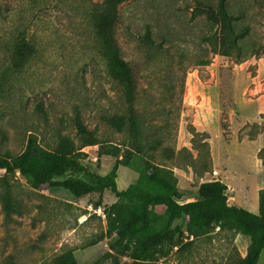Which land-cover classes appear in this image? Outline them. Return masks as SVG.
I'll return each instance as SVG.
<instances>
[{
  "label": "rangeland",
  "instance_id": "1",
  "mask_svg": "<svg viewBox=\"0 0 264 264\" xmlns=\"http://www.w3.org/2000/svg\"><path fill=\"white\" fill-rule=\"evenodd\" d=\"M104 1L0 0V153L22 152L34 135L46 148L80 154L85 165L102 174L118 159L128 160L129 166L118 168L121 190L137 182L145 166L155 162L173 170L182 198L185 194L193 199L194 189L214 180L217 173L209 142L203 140L208 135L196 133L187 111L197 101L194 91L224 90L227 110L229 104L262 102V123L249 122L246 133L253 137L264 128V0L263 4L241 0L239 8L233 3L238 14L246 13L239 24H250L251 30L241 50L232 55H224L210 41L208 36L218 25L204 14L193 15L195 0L119 4L117 38L138 83L136 137L124 86L112 75L95 27ZM148 33L150 41L145 38ZM23 36L34 51L16 69L11 57L15 42ZM78 115L98 144L84 145L75 124ZM229 121L231 127L230 114ZM112 149L118 156L106 153ZM193 156L198 158L195 166ZM4 175L0 170V264H53L68 249L74 250L79 264H113L118 253L111 244L118 235L106 233V210L118 202L112 191L77 197L60 186L33 187L19 172L6 179ZM259 186L263 187L240 193V206L260 212L264 176ZM227 188L229 202L235 204L233 187ZM164 209L156 207L160 213ZM116 214L126 217L124 201ZM177 222L183 224L184 233L163 244L152 264H241L247 254L251 237L229 224L192 233L185 219ZM132 261L130 252L121 255V264ZM258 264H264V250Z\"/></svg>",
  "mask_w": 264,
  "mask_h": 264
},
{
  "label": "trees",
  "instance_id": "2",
  "mask_svg": "<svg viewBox=\"0 0 264 264\" xmlns=\"http://www.w3.org/2000/svg\"><path fill=\"white\" fill-rule=\"evenodd\" d=\"M123 1L105 0L95 15V27L104 53L110 60L112 75L124 86L131 107L129 123L136 137L140 131L136 108L138 83L130 63L122 54L117 38L118 6ZM256 1L263 4V0ZM195 3L194 16L204 14L218 25L216 32L208 36L210 41L216 42L224 55L240 51L251 30L250 24L240 25L238 22L239 17L246 14H238L236 11L234 4L239 8L241 0H195ZM145 38L151 40L149 33ZM33 51L34 46L26 36L19 38L14 44L11 66L16 69L22 67ZM256 51L255 48L252 50L253 55ZM75 124L78 133L85 140V146L99 143L81 116H76ZM221 126L225 138L229 140L232 131L228 112L223 113ZM195 131L200 133L196 129ZM206 146L210 152L209 143ZM106 153L118 156V151L114 149ZM102 154L103 151L99 156ZM192 159V165L195 166L198 158L193 156ZM120 164L129 166V161L118 159L108 173H99L85 165L80 154L59 148H46L34 135L29 136L22 152L0 153V170H5L2 177L4 179L11 173L19 172L33 187L60 186L77 197L91 193L102 195L106 190L112 191L118 197V202L111 204V209L106 210L109 223L106 233L118 235L117 240L111 244V248L116 249L118 254H108L114 255L113 264H121V255L127 252H130L133 259L131 264H152L153 257L163 244L184 233L183 224L177 222L181 219L187 221L186 228L192 233L202 232L214 225L229 224L249 235L251 242L241 264H258L264 250V189L260 191L261 210L258 213L230 203L227 184L218 179L201 182L198 195L184 200L173 170L150 162L140 173L137 182L121 190L117 180ZM121 201L127 207L126 217L122 219L116 214ZM157 206H164V212H158ZM53 264H79V261L74 250L68 249L57 255Z\"/></svg>",
  "mask_w": 264,
  "mask_h": 264
},
{
  "label": "crops",
  "instance_id": "3",
  "mask_svg": "<svg viewBox=\"0 0 264 264\" xmlns=\"http://www.w3.org/2000/svg\"><path fill=\"white\" fill-rule=\"evenodd\" d=\"M194 95L197 97L196 103L193 107H187L188 113L191 112L192 115V124L198 132L208 134L204 140L210 144L212 166L214 171H217L214 174L215 179L233 187L235 195L231 198L240 206L238 202L241 199L240 193L263 187L259 186V183L264 176V160L259 152L264 148V128L253 137H249L246 133V125L249 122L262 123L259 119L262 113L260 110L262 102L237 104L235 107L229 104V110H227L229 101L224 98V90L217 89L216 92L212 90L202 93L195 90ZM253 105L252 111L248 112ZM224 112H228L231 116L232 134L229 140L225 138L221 126ZM237 113H239V120L236 117ZM248 114H252L250 116L253 117ZM198 192L199 186L194 189L195 195H198ZM183 199L189 200L185 194Z\"/></svg>",
  "mask_w": 264,
  "mask_h": 264
}]
</instances>
